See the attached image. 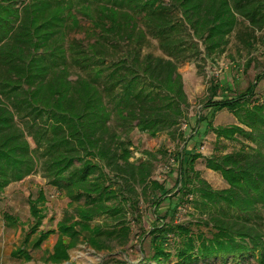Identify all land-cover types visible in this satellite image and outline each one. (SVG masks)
<instances>
[{
	"label": "trees",
	"instance_id": "obj_1",
	"mask_svg": "<svg viewBox=\"0 0 264 264\" xmlns=\"http://www.w3.org/2000/svg\"><path fill=\"white\" fill-rule=\"evenodd\" d=\"M80 30L86 38L72 39ZM261 32L264 0H0V192L40 174L69 197L73 212L58 224L50 260H68L82 234L98 250L109 248L105 241L115 236L127 244L133 229L125 218L131 213L141 223L140 205L149 197L161 223L141 264H264V98H256L261 80L221 102H214L220 87L212 84L205 107L231 110L238 125L214 127L199 114L185 139H196L206 122L218 142L242 145L206 158L207 168L226 180L224 190H214L196 171L203 158L196 142L191 153L173 156L182 189L169 196L152 179V160H131L129 139L138 131L184 140L182 125L192 121L180 67L216 61L232 37L251 51ZM153 41L161 55L150 51ZM29 202L40 226L45 192L30 195ZM166 202L171 207L162 214ZM186 205L199 212L196 226L207 231L174 221ZM100 217L106 218L102 225L91 227ZM5 218L15 224L12 216ZM108 219L118 224H106ZM54 232L33 246L40 248ZM12 255L32 258L24 248Z\"/></svg>",
	"mask_w": 264,
	"mask_h": 264
},
{
	"label": "rangeland",
	"instance_id": "obj_2",
	"mask_svg": "<svg viewBox=\"0 0 264 264\" xmlns=\"http://www.w3.org/2000/svg\"><path fill=\"white\" fill-rule=\"evenodd\" d=\"M82 25L87 28L90 26L86 21H83ZM85 34V30H80L77 33L73 32L71 38L84 40ZM258 36L260 40L256 42L251 51L239 47L235 37H232L227 51L216 61L186 63L180 67L179 72L183 76L189 100V119L192 121V124L189 122L191 126L189 124L182 125L184 140L183 138H173L167 133L151 137L149 134L134 131L130 135L131 150L134 154L131 160L133 162L152 160L155 165L152 179L163 184L167 192L170 193L169 196L177 194L182 189V184L177 185L179 163L174 161L173 156L183 150H187L188 154L191 153L196 142L198 143L197 151L203 155V158L198 159L196 163V171L201 173L214 190L228 188L221 173L207 168L206 158L213 155L230 154L239 150L242 145L237 141L218 142L213 132L206 131V122L201 125L200 134L196 139L193 141L185 139L193 134L199 114L212 121L214 127L238 125V119L231 110L224 108L218 111L205 107L211 97L212 84H219L220 87L218 96L213 98L214 102L242 95L249 87L253 88L259 80L261 81L257 88L256 98H264V32L259 33ZM150 51L161 55L156 41L152 42ZM259 76L260 78H258ZM33 147H35L34 144ZM152 154L156 155L157 159L151 156ZM40 190L44 191L46 195V202L40 205L46 218L43 220V224L36 226L37 221L32 216L29 197L34 195L36 199ZM142 200L139 213L141 223H136L131 213L125 218L127 225L133 229L127 244L122 245L115 236L105 241L109 248L98 250L82 234L79 243L70 250V258L62 263H54L50 259L59 238L58 224L66 218L68 213L73 212L69 206V197L51 187L40 174H34L21 182L13 183L4 192H0V264H122L123 262L141 264L144 259L149 258L152 252L150 234L161 223V219L153 215L158 206H154L149 197H144ZM169 207L171 206L168 205V202L163 204L160 208L161 213L165 214ZM5 215L12 216L15 224L9 225ZM172 217L171 211L168 221H171ZM199 218V212L191 205H186L178 210L174 221L179 224L193 223L191 227L195 232L198 230L207 231L204 225L196 226ZM105 219L104 217L97 218L91 221L90 225L91 227L102 225ZM108 222L109 225L118 224L114 219H108L106 224ZM116 229H119V226ZM53 231L56 232L49 235L40 248L33 246L40 235ZM93 236L94 234H91V237ZM174 241L175 238H172L171 243L173 244ZM171 247V250H174V246L171 245L169 248ZM20 248H24L30 253L32 256L30 261L24 258L17 259L12 255ZM250 262L257 264L253 259ZM148 264L155 263L148 260ZM169 264H173V262ZM198 264L221 263L217 260L210 262L202 260Z\"/></svg>",
	"mask_w": 264,
	"mask_h": 264
}]
</instances>
